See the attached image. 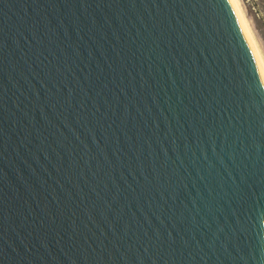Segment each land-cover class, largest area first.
Listing matches in <instances>:
<instances>
[{
	"label": "water",
	"instance_id": "obj_1",
	"mask_svg": "<svg viewBox=\"0 0 264 264\" xmlns=\"http://www.w3.org/2000/svg\"><path fill=\"white\" fill-rule=\"evenodd\" d=\"M0 264H264L234 0H0Z\"/></svg>",
	"mask_w": 264,
	"mask_h": 264
},
{
	"label": "rangeland",
	"instance_id": "obj_2",
	"mask_svg": "<svg viewBox=\"0 0 264 264\" xmlns=\"http://www.w3.org/2000/svg\"><path fill=\"white\" fill-rule=\"evenodd\" d=\"M264 61V0H239Z\"/></svg>",
	"mask_w": 264,
	"mask_h": 264
},
{
	"label": "bare ground",
	"instance_id": "obj_3",
	"mask_svg": "<svg viewBox=\"0 0 264 264\" xmlns=\"http://www.w3.org/2000/svg\"><path fill=\"white\" fill-rule=\"evenodd\" d=\"M234 2H235V5H236V7H237V9H238V11H239V14H240V16H241V18H242V21H243V23H244V26H245V28H246V30H247V32H248V34H249V36H250V38H251V40H252L254 46H255V48H256V51H257L258 56H259V58H260V61H261L262 67H263V69H264V61H263V58H262L261 51L259 50V47H258V45H257V42H256L254 36H253V33H252L251 29L249 28L248 21H247V19H246V16H245V14H244V12H243V10H242V7H241L240 3H239L240 1H239V0H234Z\"/></svg>",
	"mask_w": 264,
	"mask_h": 264
}]
</instances>
